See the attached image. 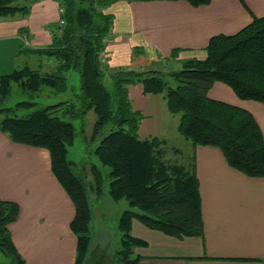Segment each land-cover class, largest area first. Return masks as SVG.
Returning <instances> with one entry per match:
<instances>
[{
    "label": "trees",
    "instance_id": "trees-1",
    "mask_svg": "<svg viewBox=\"0 0 264 264\" xmlns=\"http://www.w3.org/2000/svg\"><path fill=\"white\" fill-rule=\"evenodd\" d=\"M15 1L0 0V18L28 11V7L16 6ZM114 1L61 0V32L53 33L49 46L27 50L40 59L55 60L52 69L24 66L0 76V130L13 142L46 148L51 171L73 202L75 264H83L89 250L91 211L85 183L67 158L74 132L72 122L65 118L84 122L90 110L95 114L90 140L97 138L107 124L111 126L95 148L99 163L109 169L108 196L115 202L124 200L129 206L117 223V264H136L141 258L134 256L133 250L147 245L131 235L133 220L178 239L203 236L194 155L187 166L171 163L164 159V140L139 138L142 113L131 105L129 84H141L144 94H162L169 113L178 115L177 132L192 146L218 147L229 167L250 178H264V137L251 113L207 95L218 81L228 85L240 99L264 105V16H253L235 34L212 36L206 57L184 60L178 70L111 69L101 63L99 54L112 28V15L102 8ZM186 1L195 7L209 3ZM177 52L173 50L170 57L175 58ZM70 70L79 74V86L66 100L47 103L23 115L10 113L17 106L33 103L21 100L13 107L7 106V100L16 94L34 97L45 88L50 97L68 92ZM169 79L176 82L175 86ZM90 174V189L99 196L101 173L91 166ZM18 214L15 203L0 201V253L11 264H25L8 229Z\"/></svg>",
    "mask_w": 264,
    "mask_h": 264
},
{
    "label": "crops",
    "instance_id": "crops-1",
    "mask_svg": "<svg viewBox=\"0 0 264 264\" xmlns=\"http://www.w3.org/2000/svg\"><path fill=\"white\" fill-rule=\"evenodd\" d=\"M26 1L27 12L0 18V76L24 66L50 71L56 64L27 50L52 43L61 0ZM102 10L112 15L104 49L108 67L164 70L166 63L177 66L187 59H204L212 36L235 34L253 16H264V0H209L197 7L186 0H116ZM175 49L177 55L171 58ZM127 89L133 109L142 113L139 138L167 143L169 122L162 94H144L141 84H129ZM207 95L247 110L264 137L262 103L242 100L218 81ZM177 123L178 119L174 127ZM182 142L187 165L194 155L203 236L178 239L133 220L131 235L147 244L133 250L141 258L136 264H264V178H250L229 167L218 147ZM0 201L19 208L8 229L25 264H75L77 240L71 231L75 208L51 171L49 151L13 142L1 130Z\"/></svg>",
    "mask_w": 264,
    "mask_h": 264
},
{
    "label": "rangeland",
    "instance_id": "rangeland-1",
    "mask_svg": "<svg viewBox=\"0 0 264 264\" xmlns=\"http://www.w3.org/2000/svg\"><path fill=\"white\" fill-rule=\"evenodd\" d=\"M14 4L27 7L30 3L26 0H16ZM110 35L111 32L109 36L105 38L106 41L104 40L106 43L108 42ZM180 66L181 64L176 66L174 62L166 63L165 66L163 65L165 71L178 70L180 69ZM67 79L70 87L69 91L61 93L55 97H50L52 94L48 88L43 89L40 95L37 94L34 97L16 94L11 97V99L7 100V106L13 107L16 102L21 100H27L33 103L29 105L26 104L25 107L17 106V108H13L10 113L23 115L33 112L36 109L47 105V103L50 104L66 100L74 91L78 89L79 74L76 70H70L67 73ZM169 81L171 86H175L176 82L174 80L169 79ZM164 111L167 113V120L169 122V126L164 135V138L167 140L164 147V159L171 163L182 162L186 166L188 163V153L186 152V148L182 146L184 138L177 132L176 127H174L177 122L178 115L169 113L165 106ZM65 119L72 122L74 132L73 141L68 145L67 158L73 164L75 173L85 183L88 204L91 211V221L89 225V237L91 241L83 264H117L115 253L120 246V235L117 230V223L122 212L129 209V206L124 200L115 202L108 196L109 169L103 167L99 163L95 154V148L101 138L109 132L111 126L107 124L97 138L92 141L90 140V136L95 120V114L92 110L86 113L84 122H81L78 118L70 119L66 117ZM172 123L173 126H171ZM172 146L176 149L174 148L175 150H171L170 147ZM182 155L183 157L184 155L187 157V161L182 160ZM91 166L97 168L103 179L102 192L99 196L90 189V187H93V179L90 174ZM0 264H11V261L6 255L0 253Z\"/></svg>",
    "mask_w": 264,
    "mask_h": 264
},
{
    "label": "built area",
    "instance_id": "built-area-1",
    "mask_svg": "<svg viewBox=\"0 0 264 264\" xmlns=\"http://www.w3.org/2000/svg\"><path fill=\"white\" fill-rule=\"evenodd\" d=\"M60 12H62V10L60 9ZM64 25V21L63 19H59L58 20V23H57V26L55 27L54 29V33H60L61 32V29ZM105 40V39H104ZM106 41V40H105ZM106 43V42H105ZM99 58H100V61L102 64H106L107 63V58H106V53L104 50H102L99 54Z\"/></svg>",
    "mask_w": 264,
    "mask_h": 264
}]
</instances>
